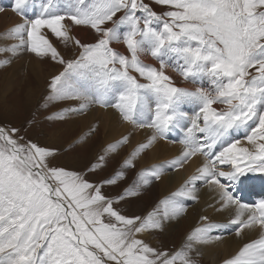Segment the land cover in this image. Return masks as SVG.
<instances>
[{"label":"snow or ice","instance_id":"snow-or-ice-1","mask_svg":"<svg viewBox=\"0 0 264 264\" xmlns=\"http://www.w3.org/2000/svg\"><path fill=\"white\" fill-rule=\"evenodd\" d=\"M28 4L14 0L21 20L0 31V68L25 55L59 67L27 125L45 123L56 134L102 110L129 127L76 169L57 158L97 135L99 119L60 147L0 124V264H200L204 248L223 242V225L206 213L179 245L152 241L187 214L181 198L199 201V182L215 193L207 207L230 213L240 241L220 264H264V200L242 203L221 182L264 174V0H75L70 10L44 0L35 18ZM78 27L94 38L82 41ZM174 130L179 155L138 168ZM137 132L145 138L133 144ZM116 157L109 175L92 179ZM196 157L203 159L177 190L139 214L127 211L165 167Z\"/></svg>","mask_w":264,"mask_h":264},{"label":"rangeland","instance_id":"rangeland-1","mask_svg":"<svg viewBox=\"0 0 264 264\" xmlns=\"http://www.w3.org/2000/svg\"><path fill=\"white\" fill-rule=\"evenodd\" d=\"M34 1L35 2L41 1L42 3H44V0H29V3ZM73 2H75V0H58V4L61 10H70L71 7L74 5ZM13 3L14 0H0V9H3L2 11H0V31H3L6 28H10L11 26L17 24L21 20V17L12 10ZM31 12L32 9L29 8V4H28V6L25 9V14L29 18H35L37 14ZM77 36L81 40L83 39L82 41H85L86 38L85 42H89L94 38V34L90 30L85 31L83 36L82 35L81 36L77 35ZM57 46L66 56L70 55L72 52L70 46L68 48H65L61 44H57ZM26 56L29 55L22 56L21 58L14 60L11 65L0 68V124L11 125L20 128L21 129L20 135H24L26 139L39 138L41 143H49L57 147H60L61 145L65 144L67 140L72 139L80 132L85 131L87 129V126L92 122L84 123L85 120L78 118L76 121H74L72 125L73 127L72 129L71 128L65 129L63 131L57 132L56 134H53L52 129H50L48 125L45 123H41L39 126L27 125V121L37 113V105L41 95L45 91V86L50 74L56 72L59 66L52 64L50 61H43V62L38 61L31 56H29L28 59V57ZM144 59L146 60V62H150V58H144ZM34 61L36 62V65L34 64ZM188 106L190 107L188 108ZM194 107L195 106L191 104L186 105V108L188 109H192ZM101 118L104 119L106 123H104V127L100 126V131L97 133V135L92 137V139L86 145L76 149L74 152H71L67 155L59 156L57 158L58 164L69 168L81 169L85 163L95 158L96 154L100 152L102 146L105 144L106 141H110L118 138L120 134L125 131L124 128L118 129L119 128L118 126L109 125V124H108L109 126H106L109 118L104 117L102 113H101ZM101 118H99L100 121ZM26 127H27V131L24 130ZM107 130L109 131V134H107ZM141 133L143 132H139L137 133V135L136 134L134 135L132 140L133 144H136L138 142V137H139L138 134ZM241 135L243 137L242 132L239 134L238 138H240ZM240 139L243 140L242 138ZM152 150H154V148H152L147 153L152 152ZM177 156L178 155L176 154L168 155L165 157L160 156L154 159H149L148 160L149 163L147 161L146 163H144V160L143 162L139 160L137 163V167L138 168L142 166L151 167L153 165L164 166L167 162H169L170 160L174 159ZM119 159L120 157H116L113 160H111L108 164V167L103 172H100L96 176L92 177V179H99L109 175L112 172V170L117 167V163ZM164 169L167 172H172V171H168L169 168L167 167ZM132 176L133 173L130 171L128 173V180H125L123 183L127 184L128 181L132 179ZM260 178L264 179V177L261 176ZM159 183L160 181L153 184L152 187L142 197L129 201V203L126 205L127 211L136 212L137 214H139L143 212L145 209L150 208L157 199L167 196V193H164L165 191L162 189ZM222 183H225L227 185L231 184L229 186L230 190L231 187L235 185V183L233 184L227 182V180L225 179L222 180ZM204 185L205 184H203L202 182H199L198 188L201 189L203 188ZM121 187H123V184L116 188L107 189V191L110 194H115L120 190ZM247 194L248 196H246V198L242 197L241 200L242 203L248 205L249 204L254 205L255 203H258L259 200L264 199V193L256 194L255 191H253V189L248 190ZM247 197H253V199L249 201H244L245 199H247ZM207 205L205 209L209 210L210 208H208ZM184 217L185 215L182 218ZM185 228H186L185 222L183 221L182 224L181 222H179V224H177V227L174 228L175 230L170 229L163 233H159L157 236L153 237L152 240L155 242L157 246H160L162 244L164 247L173 248L180 244L181 240L185 236V233L189 231V229H185ZM198 259L200 264H212V260L208 259V257L204 254V252L203 255Z\"/></svg>","mask_w":264,"mask_h":264},{"label":"bare ground","instance_id":"bare-ground-1","mask_svg":"<svg viewBox=\"0 0 264 264\" xmlns=\"http://www.w3.org/2000/svg\"><path fill=\"white\" fill-rule=\"evenodd\" d=\"M42 4L43 3L41 1L40 2L34 1V2L29 3V8L32 9L31 13H35L38 15L41 11ZM87 30L88 29L78 27V28H75L74 33L76 35H79V36L82 35L83 36L84 32ZM86 35H85V37H86ZM85 41H86V38H85ZM26 57H28V59H29V56H26ZM34 64L36 65L35 61H34ZM189 107L190 106H188V108ZM101 113L103 114L104 117L109 118V120H108L109 122L106 120L107 121L106 126H109V125L118 126L119 127L118 129L124 128L125 131L128 129L129 126L128 125H122L119 122L118 118L113 113H111L110 111L105 112L102 110H94L88 117L81 118V119L85 120L84 123L85 122H87V123L93 122L94 119L101 118ZM100 122H101L100 126L104 127V123H106L104 121V119L101 118ZM81 124H83V123H81ZM72 128L73 127H71V129ZM80 129H81V127H80ZM108 130H107V134H109ZM137 133H139V132H137ZM137 133H136V135H137ZM239 134L240 133L235 134L237 138L239 137ZM138 135H139L138 141H141L145 138V133H141ZM181 135L182 134L179 132V130H174V131L170 132L168 141L158 142L155 145V147H153L154 150H152V152H150V153L145 154L140 159V161L143 162V160H144V163H146V161L148 162L149 159H154V158L160 157V156L165 157L168 155H175V154L179 155V153L181 152L182 146L178 142H174V141H178L181 138ZM240 138L243 139L242 135L240 136ZM202 159H203L202 157L193 158V160H191L188 164H186L185 167L182 169L172 170L169 168L168 171H172V172H167L164 169V175L162 176L160 183H159L161 185L162 189L165 191L164 193H167V195H169L171 192L177 190L180 187V185L184 182V180L194 172L195 168L197 167V165L200 163V161ZM141 164H143V163H141ZM144 166H146V165H144ZM224 168L226 169L227 167H224ZM260 176L264 177V174L249 173L247 178L242 177L241 182L235 183V185L232 186L233 188L231 187V191L233 192L235 197L237 199H239L240 201L242 200V197L246 198V196H248L247 193H248V190H250V189H253V191H255L256 194L257 193H259V194L264 193V179L260 178ZM222 180H223V178H221V182H222ZM227 182H229V181H227ZM230 185H228V186H230ZM198 195L200 197L198 202H193L191 200L181 198L183 200V202L185 203L187 209H188L187 214L185 215L184 218H182V219L180 218L178 221L170 224L168 226V228L166 229V231H168L170 229L173 230L174 228L177 227V224H179V222H181V224H182L183 221L185 222V227H186L185 229H190L194 224H196L197 218L201 213L208 214L214 221L223 225V227L221 229L217 230V233H216V234H219L223 237V242L219 243L215 246L206 247L203 249V252L208 257V259L212 260V264H220L221 259H223L226 255H229L230 253H232L236 250V248L240 244V241L237 238H235V236H234L235 227L228 223V221L231 219V215L229 212L217 213V212H214L212 209H209V210L205 209L206 205L213 201L215 193L212 192L207 185H204L203 188H201V189L198 188ZM252 199H253V197H247V199H245L244 201H249ZM256 199H258V198H256ZM261 200H264V199H261ZM261 200H259L258 202H260ZM251 235L253 237H255L256 234L252 233ZM153 243L155 244L154 241H153Z\"/></svg>","mask_w":264,"mask_h":264}]
</instances>
